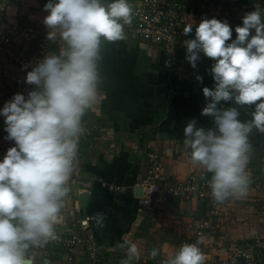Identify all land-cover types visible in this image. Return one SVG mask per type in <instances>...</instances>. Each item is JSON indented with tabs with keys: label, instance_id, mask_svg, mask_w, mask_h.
Listing matches in <instances>:
<instances>
[{
	"label": "clouds",
	"instance_id": "9594fccd",
	"mask_svg": "<svg viewBox=\"0 0 264 264\" xmlns=\"http://www.w3.org/2000/svg\"><path fill=\"white\" fill-rule=\"evenodd\" d=\"M44 11L48 39L58 34L63 47L27 72L25 83L34 86L27 95L14 94L0 108L5 139L15 144L0 160V264H35L36 249L58 239L56 225L71 192L84 118L102 96V49L125 40V27L133 21L130 0H47ZM192 29L189 23L184 33ZM234 31L231 39L226 20L205 18L195 38L183 42L193 69L201 53L213 61L214 87L203 88L201 111L212 127L192 119L183 133L191 160L210 174L207 183L217 203L248 195L250 134L264 133V9L247 12ZM229 102L234 106L225 107ZM240 107L251 108L250 119H240ZM125 244L120 264H133L138 246L131 240ZM149 255L155 259L160 250ZM161 264H205V254L198 244L184 243Z\"/></svg>",
	"mask_w": 264,
	"mask_h": 264
},
{
	"label": "crops",
	"instance_id": "0c3cea01",
	"mask_svg": "<svg viewBox=\"0 0 264 264\" xmlns=\"http://www.w3.org/2000/svg\"><path fill=\"white\" fill-rule=\"evenodd\" d=\"M246 1L264 9V0H180V3L186 25L192 23L195 31L202 19L228 16L234 5ZM45 3L47 0H9L0 17V26L3 24L0 29L7 33L8 28L30 23L48 39L50 29L43 23L48 15ZM235 37L233 30L231 39ZM48 43L49 54L58 53L63 47L58 34L48 39ZM38 46L37 42L27 43L21 52L31 58L37 54ZM102 55L101 72L105 77L102 96L85 116L89 134L82 145L84 179L92 181L93 188L86 201L82 199L79 203L82 217L90 218L88 233L103 249L102 264H120L127 254L128 240L134 241L140 252L133 264H155L158 259L172 256L180 245L195 243L199 227H203V252L214 262L226 259L231 245L263 239L264 133L256 130L250 134L251 185L244 199H230L217 210L205 199L154 201L155 211L147 213L136 195L147 175L148 153L159 155L166 174L176 181L210 177L191 160L183 129L192 119L199 126L212 127L211 119L202 116L201 111L206 105L203 88L214 87L210 72L213 61L201 57L193 69L186 60V51H182L176 63L168 67L162 49L128 37L106 43ZM12 58L7 50L0 57V72L8 77L13 75ZM198 75L203 77L202 82L197 81ZM7 101L0 96V108ZM224 106L234 105L229 102ZM239 110L241 120L251 118L250 107ZM77 205V202L65 204L60 218H67ZM153 248L160 250L155 259L149 255ZM76 253L73 263L65 262L63 256L36 254L35 264H43L44 259L51 264H86L85 248L82 246ZM260 253L264 260V249Z\"/></svg>",
	"mask_w": 264,
	"mask_h": 264
},
{
	"label": "built area",
	"instance_id": "2783aa9c",
	"mask_svg": "<svg viewBox=\"0 0 264 264\" xmlns=\"http://www.w3.org/2000/svg\"><path fill=\"white\" fill-rule=\"evenodd\" d=\"M9 0H0V17L5 12ZM133 21L125 27L126 37L133 40H141L156 47H159L165 53V62L168 67H172L182 51H186L183 44L188 39L195 38V31L184 33L186 19L182 11L180 0H132ZM255 9H260L249 1L237 3L231 9L228 16H217L220 21H227L234 30L236 26H242V17ZM207 19H212L209 17ZM1 29L3 24H1ZM0 29V57L7 50L11 53L14 68L12 76L8 77L4 72H0V96L11 100L14 94L21 93L27 95L34 86L25 83L26 74L31 71L36 63L50 53L48 39L38 27L25 23L22 26L8 28L7 33ZM30 42L39 44L37 54L28 58L21 52L23 46ZM227 43V42H226ZM200 57L210 59L200 54ZM212 61V60H211ZM8 69V67L6 66ZM4 118L0 117V160L6 155L10 147L15 146L14 141L6 140L7 133L4 131ZM85 133L83 134L78 153L77 169L70 181L71 192L67 203H78L77 206L69 212L68 217L59 218L56 225L58 239L51 241L42 247L36 249V253L43 257H62L65 262L73 263L76 252L82 248L86 251V264H102L103 249L96 238L89 234L87 225L89 217H82L81 203L83 195L89 193L93 188L90 180L84 179L83 171V140L89 134V121L84 118ZM142 210L147 213L155 211L154 201L167 202V200L176 201L181 198H195L208 200L211 207L217 210L223 203H217L213 200L205 177H191L186 182L176 181L170 178L164 169V164L159 155L155 153L147 154V175L141 182ZM87 222L84 226L83 222ZM207 227V225H204ZM199 233L195 243L203 250L201 233L203 227H199ZM87 234V235H86ZM264 249V238L255 243H237L231 245L228 251V257L224 260L211 261L205 254V264H264L261 250ZM166 259V258H165ZM158 259L155 264H161Z\"/></svg>",
	"mask_w": 264,
	"mask_h": 264
},
{
	"label": "water",
	"instance_id": "95a60500",
	"mask_svg": "<svg viewBox=\"0 0 264 264\" xmlns=\"http://www.w3.org/2000/svg\"><path fill=\"white\" fill-rule=\"evenodd\" d=\"M87 195H88V194L83 195V198H82L83 201H86ZM136 195L139 196V197L142 196V187H141V186H139V187L136 189Z\"/></svg>",
	"mask_w": 264,
	"mask_h": 264
}]
</instances>
